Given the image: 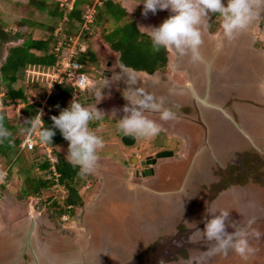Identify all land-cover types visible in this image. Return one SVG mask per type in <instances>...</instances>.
Returning a JSON list of instances; mask_svg holds the SVG:
<instances>
[{"label": "flooded vegetation", "instance_id": "1", "mask_svg": "<svg viewBox=\"0 0 264 264\" xmlns=\"http://www.w3.org/2000/svg\"><path fill=\"white\" fill-rule=\"evenodd\" d=\"M10 1L22 4L18 0ZM218 16L209 13V26L213 20L220 23L216 20ZM209 26L203 32L201 46L204 58L212 59L209 66L187 63L182 68L175 67L178 56L169 52L172 58L164 71L137 72L140 76L132 87H142L163 98L164 106L176 114V119L162 121L159 113L145 112L161 131L153 138H141L137 149L142 148V154L137 151L127 154L116 147L123 146V134L117 130L116 122L125 115L122 109L128 104L123 95L129 87L128 78L121 75V65L116 58L96 71L98 79L92 78L96 84H91L92 92L81 104L86 107L92 104L100 112L108 108L109 112L98 121L109 126V132L116 137L111 147L119 153L105 157L92 171L100 188H92L94 196L86 203L81 201L74 215L68 213L67 223L53 214L41 216L44 239L51 253L40 244L34 248L38 252L35 258L31 260V254H26L29 264L145 262L177 234L200 227L205 218L211 219V214L219 215L221 211L229 212V220L243 216L239 221L245 224L255 221L248 227L249 243L255 250L264 245V75L257 58L264 55V50L257 33L254 58L240 59L237 53L216 45L214 36L220 29L212 32ZM12 34L7 36L8 44L18 41H13L14 36L10 40ZM223 39L221 35L216 40ZM0 43L4 48V43ZM206 70L217 77L222 93H217L215 98L223 114L215 115L214 109L203 112V106L188 90L191 84L198 97H205ZM131 73L134 71L126 74ZM114 75L121 78L113 80ZM105 79L110 81L109 85L101 88ZM113 110H116L115 118H112ZM132 137L134 143L129 147L138 143L137 137ZM127 186L140 190L142 195L125 200L121 190ZM236 193L243 206L239 203L237 207L233 202ZM154 194H162L166 199L159 200ZM20 211H16L17 216ZM23 224L16 222L15 229ZM254 232H259V237ZM211 244L200 235L183 238L179 253L165 264H187L186 260ZM237 255L229 251L227 255L217 254L197 264H214L219 258L227 259H222L220 264H235Z\"/></svg>", "mask_w": 264, "mask_h": 264}, {"label": "trees", "instance_id": "2", "mask_svg": "<svg viewBox=\"0 0 264 264\" xmlns=\"http://www.w3.org/2000/svg\"><path fill=\"white\" fill-rule=\"evenodd\" d=\"M89 1L75 0L72 10L66 14V21L63 20V14L66 11H61L58 4L51 2V0H25L22 4L12 6L15 10L18 8L24 9V13H26L25 16L15 22L18 34H23L28 30L44 32L38 39H22L20 37L18 39L19 44L7 47L5 56L0 58V92L5 94L4 99L22 101L25 104L20 111V125L16 123L14 118H8L5 111L0 112V116L4 118V126L11 133L7 140L0 143V160L6 165L11 164V167L14 166L15 170L24 163L25 167H30L27 170L25 169V172L30 171L32 168H37L40 172L39 175H27L24 182L25 189L21 193L22 198L30 196L39 198L53 185V181L48 178L50 173L48 161H36L28 164L26 163L25 155L21 158L16 157L18 150H20L23 136L26 133L24 131L27 127L25 121L35 117L37 114V105L28 101L27 90L29 88H25L24 85L25 70L30 66L55 69L62 53H56L54 46L59 40L73 36L76 33L78 25L82 21V10L85 5L89 4ZM134 1L130 0L129 2L128 0V3L132 4ZM124 5L122 0H105L97 8L95 21L85 35V42L88 44L87 49L84 53H80L77 56V61L82 65V71L86 74H89L92 70L99 71L100 68V63L90 45V40L96 33H98L100 39L108 48L115 53L118 63L125 68L144 74H153L157 71H164L167 68L170 61L169 51L163 48L159 52L152 51L150 35L137 27V16L126 9ZM32 8L41 12L45 11L50 19L53 20L52 24L46 25L42 21L34 19L32 17L33 11H30ZM112 21L114 22L113 24H111ZM59 23H62V32L55 35V30ZM258 25L260 30L264 32V17L261 18ZM0 27L2 28L0 30V41L5 46L9 41L7 36L12 31L5 28L1 22ZM209 27L212 32H216L220 29V23H215L213 20ZM260 43L264 50V38ZM87 90L88 88L82 92L79 91L70 81L57 85L48 99L45 115L42 118L44 124L42 127L55 131L51 143L46 144L52 148V156L56 158L55 169L59 174L57 184L64 187L66 196L62 202L54 197H48L41 201V207L51 210L59 217L67 213L75 214L78 205L82 201L79 195L82 185L89 181L94 187L96 178L90 174L81 175L79 167H74L68 162L66 157L55 149L56 146L67 141L63 139L58 129L53 128V122L50 117L58 116L62 109L69 106L73 98L80 102V94L87 93ZM99 127L100 122L98 120L89 124V128L98 130ZM23 158L25 159L21 162ZM6 186L2 185L1 188L5 189ZM15 200L18 201L19 199L16 197Z\"/></svg>", "mask_w": 264, "mask_h": 264}, {"label": "clouds", "instance_id": "3", "mask_svg": "<svg viewBox=\"0 0 264 264\" xmlns=\"http://www.w3.org/2000/svg\"><path fill=\"white\" fill-rule=\"evenodd\" d=\"M141 4V3H140ZM144 6L142 15L149 12L153 15L158 10H169L171 15L163 21L159 27L150 28L152 51L159 52L161 48L174 52L178 57H187L193 65L204 63L201 52L203 45V32L207 30L209 13H218L220 27L223 36L229 42H233L237 36L248 29L249 25L260 17L264 11V0H142ZM223 47V41L218 44ZM121 75L127 76L129 87L124 91V98L128 101L122 109L125 115L117 120V130L126 136L139 138H153L157 136L161 128L145 112L159 113V119L169 121L176 119V114L170 108L164 106L163 98H157L142 87L133 88L137 84L136 79L127 75L131 69L120 67ZM113 80H119L120 75H114ZM108 80L101 86L107 87ZM89 88V87H88ZM101 95V89H100ZM104 113L97 110L96 106L82 105L73 98L69 106L62 109L58 116H52L53 128L58 129L64 140L68 142L67 160L74 167H79L80 174L86 175L97 167L99 156L98 149H103L105 141L90 130L89 124L101 119ZM43 112L25 121L26 133L31 135L39 131V139L44 143H51L55 131L42 127ZM116 110L112 112L115 118ZM3 116H0V143L7 140L11 133L4 126ZM212 218H205L204 229L197 231L201 238L213 244L211 251L217 254L227 255L229 251L235 252L244 259L255 253V249L249 243L248 227L255 221H249L247 226L237 227L235 223L226 225L229 220V212L221 211L219 215L211 214ZM226 227H233L234 232L228 233ZM259 237V232H254Z\"/></svg>", "mask_w": 264, "mask_h": 264}, {"label": "rangeland", "instance_id": "4", "mask_svg": "<svg viewBox=\"0 0 264 264\" xmlns=\"http://www.w3.org/2000/svg\"><path fill=\"white\" fill-rule=\"evenodd\" d=\"M122 1L125 4L124 5L125 8L128 9L130 12L134 13L135 16H137V27L141 31H144L149 35H150V31H151L149 28L150 27L149 25L150 24L153 25L157 21L154 24V26H155L158 23L159 19H161L160 17L170 13L169 10H163V11L158 10L156 12V14H154V15L151 12H149L147 16H144V15H142L143 8H144V6L142 4V0H135L134 2H132V4H129L128 0H122ZM17 2L18 3H24L25 0H18ZM51 2L56 3L55 0H51ZM129 2H130V0H129ZM223 2L225 3V5L227 4V0H223ZM13 5H16V4H13V2H11L10 0H4V1L0 0V22L2 23V25H4L5 28H7L8 30H11L12 33L15 34V35L12 34L10 36V40L12 41L13 36H14V38H16L13 41H17L20 37H22V39H29V38L30 39H38V38H40L44 34V32L39 31V30H28V31L24 32L23 34H18L19 32H18V29L15 27V22L18 21L19 19H21L23 16H25L26 13H24V9H20V8H18L16 10L13 9V7H12ZM30 11H33L32 17L34 19H36L38 21H42L46 25L52 24L53 20L50 19V17L45 13V11L41 12V11H37L36 9H33V8ZM216 20H218V19H216ZM113 23L114 22L112 21L111 24H113ZM15 29H16V31H15ZM257 33H259L260 39L262 40L264 38V32L258 28V25L255 26L253 28V31H252V34L254 37ZM221 35H223V29L220 27V30L217 32L216 36H214V39H215L217 46L222 41V40L219 41L221 38ZM216 39H219V40L217 41ZM223 40H224L223 41V48H228V46H230L229 45L230 43L227 42V40H225V38ZM17 44H19V40L15 44L14 43H9V44L7 43V44H5V46L3 48V46L0 43V58L5 56V50L7 47L12 46V45H17ZM86 45H88V44L86 43ZM90 45L96 54V57L100 63L99 65L102 67H105L106 62L112 61L113 59L117 58L115 56V53H113L108 48V46L100 39L98 33L93 35L92 39L90 40ZM171 58L172 57H170V59ZM53 73H54V70L51 68H48V67H40V66L27 67V69L25 70V73H24V85H25V88H27V89L29 88V90H27V96H28L29 102L34 101L38 96H40L44 92L46 84L53 77ZM97 74H98V72L93 71V70L89 73V75L91 77H95V78H96ZM139 76H140V74H136L135 78L139 77ZM96 79H98V78H96ZM92 83L96 84V82H92ZM15 86H18V85H15ZM37 86H39V88H37ZM91 92H92V89L88 88L87 93L80 94V96H81L80 97V103H82L84 101V97L87 94H90ZM263 92H264V85H263ZM105 112H107V113L109 112L108 108L104 109V111L102 113H105ZM5 113L7 114L8 118H10V119L14 118L16 120V123L20 125L21 116H18V114H16L14 109L13 110L12 109L11 110H5ZM93 122H95V121H93ZM100 126H101V128L99 127L98 130L95 128H90V130L95 131L96 135L102 137L105 141L104 148L98 149V152H97V154L99 156V161H98L97 166L101 163L102 159H104L105 157L107 158V157H111V156H117L119 153V152L116 153L115 147H113V148L111 147L112 144H110V143L115 142L116 137L113 136V134H111V132H109V126L104 125L103 122L100 123ZM137 141H138V143L133 147H125L124 145L120 146L121 144L117 145L116 147L120 148L121 152H126L127 154H129L133 151H137V152H139V154H142L143 149L142 148L137 149L140 142H141V138L137 137ZM55 149L58 152H60L64 157H67L68 142L56 146ZM43 153H44V151L40 148H37L35 152H31V153H27L26 151L20 149V150H18L16 157L21 158L23 155H25V158L27 159V162L26 161L25 162L28 164H31V163H35L36 161L38 162L39 156H42ZM25 158H23L21 160V162H23V160ZM10 167H11V164L6 165V164H4L3 161L0 160V171H3L5 168H8L7 175L4 178V180L2 181L3 183L0 184V204L4 205V204L11 202V197L8 194V193H10V194H15V196H13V197H15V198L17 197L18 199L21 200L19 203L21 205L23 204L25 206V208H24L25 211L31 213L32 216L37 215V214H39V215L41 214V216H43V215L48 216L49 214L55 215L51 210L42 208L41 207V201H44L48 197H54L58 201L62 202L65 199L66 195L62 196L63 193L60 190V188L51 189V187H52L51 186L47 190V192H45L39 198L32 197V196L22 198L21 193L25 189L24 182H25L27 175H30V174L31 175L32 174L39 175L40 172L37 170V168H32L30 171H27V172H29V174H27V172H25V171L27 169H29L30 167L29 168L25 167L24 163L22 165H19L17 170L14 169V166L11 167V169H10ZM23 167H25V168H23ZM128 168H130V167H128ZM89 174L94 175L95 178H97V175L94 172H91ZM99 179L100 178L98 176V180ZM2 185H7V186L5 189H2L1 188ZM82 186L83 187L80 189L79 195H80L82 201L84 203H86L90 200L91 196L93 194H95V190L93 191V189H92L93 186L90 184L89 181L85 182V184ZM95 187L96 188L98 187V189L100 188V185H99V183H97V181H96V184H94V188ZM1 194H5L6 197H10V198H6V200H3V199L1 200ZM13 197H12V199L14 200ZM237 197H238L237 193L234 194L233 198H235V200L233 202L235 203L236 206H237V204L239 205V203L241 205V202L236 199ZM13 200H12V202H13ZM241 206H243V205H241ZM4 215H7V212H5V211L1 212L0 211V224H2V222H4L3 221L4 217H5ZM67 215H68V213L63 214L60 217L61 218L67 217ZM239 218L243 220L244 217L242 216ZM239 218H231V219L237 221V223H242V221H239L240 220ZM62 221L64 223L68 222V220H65V221L62 220ZM203 226H204V223H203ZM237 256L238 257L236 258L235 262L238 264H264V245L262 244L259 247H257L255 250V253L252 254L251 256H249L247 259L240 260L239 255H237ZM222 259L227 260L224 258H222ZM222 259L219 258V261H216V263H214V264H220ZM222 264H224V263H222Z\"/></svg>", "mask_w": 264, "mask_h": 264}, {"label": "built area", "instance_id": "5", "mask_svg": "<svg viewBox=\"0 0 264 264\" xmlns=\"http://www.w3.org/2000/svg\"><path fill=\"white\" fill-rule=\"evenodd\" d=\"M58 4V7L61 11H66L63 14V20L66 21V14L70 12L73 8L75 0H55ZM105 0H90L89 4L85 5L82 10V21L78 25V29L73 36L63 38L59 40L55 46L54 51L56 53H62L59 56L57 65L54 69L52 79L46 84L44 92L38 96L34 101L30 103H35L37 114L43 112L45 115V110L47 107L48 99L57 85L62 84L65 81L72 82V85L79 91H84L92 84V78L89 74H86L82 71V65L77 61V56L80 53H84L87 49L85 42L86 31H88L91 25L95 21V15L97 8L102 5ZM62 32V23H59L57 29L55 30V35ZM5 94L0 92V112L5 110H15L18 116H21V109L24 107L22 101H11L4 99ZM36 114V115H37ZM43 122V120H42ZM43 126V125H42ZM37 148H40L44 151L42 156H39L38 161H48L49 162V176L48 178L53 181L51 189L60 188L62 191V196L66 195V191L63 186L58 185L59 174L56 172L55 163L56 158L52 156V148L46 143L42 142L39 139V131L29 135L25 133L20 144V149L28 153L34 152ZM8 168H5L3 171H0V184L7 175ZM67 217H63L62 220H66Z\"/></svg>", "mask_w": 264, "mask_h": 264}, {"label": "water", "instance_id": "6", "mask_svg": "<svg viewBox=\"0 0 264 264\" xmlns=\"http://www.w3.org/2000/svg\"><path fill=\"white\" fill-rule=\"evenodd\" d=\"M170 15L171 13L164 15L153 28L159 27L163 23V21L166 20ZM263 16H264V11H261L260 17L258 19H255L249 25L247 30L241 32L237 36V38L229 44L230 46H228L227 50L229 49L231 53H237L240 56V59H248V58L253 59L254 58V54H253L254 36L252 34V31H253V28L258 25L261 17ZM257 58L260 59L262 63V68H263L262 70H263V75H264V55L262 54L261 56L258 55ZM206 59L204 58V63L201 64L202 66H209L211 64L210 62L212 61V59H209V60H206ZM187 63L192 64L189 62L187 57H178V60L176 61L174 65L175 67L182 68V66H184V64H187ZM193 83L195 82L193 81ZM204 84L206 88L205 89L206 95L202 99L196 95V90L191 84L188 86V90L190 93H192L193 97H195L197 101L203 106V109H202L203 112H206L209 109L211 110L214 109L215 115H217L219 112L223 114L221 110V106L219 104H216L217 99L215 98L217 97L216 95H219L217 93H220L221 95L222 91L218 89L217 81L212 76V73L210 70H206ZM133 141H134V138L132 136L123 135L121 137V142L124 146H128V147L131 146L134 143ZM154 195L158 199L161 197L163 199H166V197L162 194H154ZM230 223H235L237 227L248 225V222L246 224L243 222L237 223V221L232 220V219L226 221V225ZM197 229L203 230L204 226L201 225L200 227H197L196 229L186 230L185 232L177 234L173 240L165 244V246L162 247L160 250L156 251L152 258L147 259L145 262L137 261L134 264H165L166 262L171 260V258L175 254H178V252L181 250L179 243L182 241L183 238H186L190 235H194V236L200 235L201 236V234L196 231ZM226 231L228 233H232L235 231V229L233 227H226ZM212 248H213V244H211L206 250H202L200 253L193 255L192 258L186 260L185 262L187 264H197L200 262H205L206 260H210L211 257H213L214 255H217V253H214L213 251H211Z\"/></svg>", "mask_w": 264, "mask_h": 264}, {"label": "crops", "instance_id": "7", "mask_svg": "<svg viewBox=\"0 0 264 264\" xmlns=\"http://www.w3.org/2000/svg\"><path fill=\"white\" fill-rule=\"evenodd\" d=\"M136 74L140 73H131L134 78ZM121 193H123L125 200H129L131 197L137 199L139 195H142L140 190L129 188L128 186L121 190ZM8 194L11 197V202L4 205L0 204V211L7 212V215H4V222L0 224V264H29L26 254H31L29 255L31 256V260L35 258L37 250L34 248H38L40 244L45 246L47 251L51 253L50 248L44 239L43 226H41L42 222L40 219L41 214L32 216L31 213L24 210L25 206L23 204L19 205L18 202L21 201L20 199L18 201L15 200L13 197L15 194ZM109 196L111 197L112 194ZM10 197L1 194V200H6V198ZM19 208H22L23 210L20 211ZM16 211H20V216H17L18 214L16 215ZM101 215H104V211ZM16 222L24 224L20 229L16 230Z\"/></svg>", "mask_w": 264, "mask_h": 264}, {"label": "bare ground", "instance_id": "8", "mask_svg": "<svg viewBox=\"0 0 264 264\" xmlns=\"http://www.w3.org/2000/svg\"><path fill=\"white\" fill-rule=\"evenodd\" d=\"M189 60V59H188ZM248 61V60H247ZM226 62V61H225ZM246 63V62H245ZM205 67H207V66H205ZM219 73V72H218ZM240 73V72H239ZM238 73V74H239ZM214 75V74H213ZM237 76V75H236ZM214 77V76H213ZM215 78H217V77H215ZM227 99V98H226ZM239 136V135H238ZM40 256V255H39ZM40 259V258H39ZM48 259H50V258H48ZM50 260H52V259H50ZM53 264V263H52Z\"/></svg>", "mask_w": 264, "mask_h": 264}]
</instances>
